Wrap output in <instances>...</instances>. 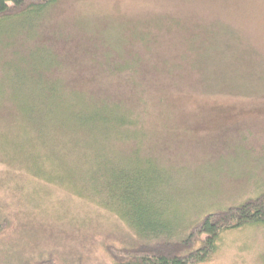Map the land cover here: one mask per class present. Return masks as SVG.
Instances as JSON below:
<instances>
[{
    "label": "rangeland",
    "instance_id": "rangeland-1",
    "mask_svg": "<svg viewBox=\"0 0 264 264\" xmlns=\"http://www.w3.org/2000/svg\"><path fill=\"white\" fill-rule=\"evenodd\" d=\"M150 12L181 16L194 30L162 35L140 94L101 71L93 88L135 105L143 95L134 107L147 112L139 139H101L105 154L96 159L105 166L91 173L89 157L74 156L72 124L45 120L49 146L63 158L42 153L45 167L35 170L23 157L16 165L8 148L0 154V264H113L107 247L130 245L134 233L77 193L94 178L121 187L125 177L134 180L157 212L185 228L264 193V0H59L38 38L24 22L0 26V129L36 128L20 111L53 106L49 84L64 91L62 106L84 104L89 79L71 64L83 58L79 46L88 47L93 33L104 36L108 24L115 34L120 21ZM189 33H198V69ZM81 63L79 71L98 74ZM199 264H264V224L224 231L217 252Z\"/></svg>",
    "mask_w": 264,
    "mask_h": 264
},
{
    "label": "trees",
    "instance_id": "trees-1",
    "mask_svg": "<svg viewBox=\"0 0 264 264\" xmlns=\"http://www.w3.org/2000/svg\"><path fill=\"white\" fill-rule=\"evenodd\" d=\"M58 1L0 0V26L10 27L24 22L34 30V37L38 38L41 24L46 23L48 13ZM119 23L120 25L116 24L119 27L114 30L115 34L111 33V28H115V24L112 23L103 30L104 36L102 34L97 36L93 33L88 47L87 43L83 47L79 46L80 51L83 49V58H81V52V56L71 63L72 65L78 64L74 68L75 74L84 76L81 77L83 79H89L86 81L87 87H85V83L81 87L89 91L85 103L75 102L70 107L62 106L64 101L61 98L64 91L49 84L48 94L51 93L55 99H51L50 95L48 100H53L54 105L44 107L43 112L36 111L32 107H26L20 111L27 124L37 126L34 129L29 131L26 128L18 130L16 127L4 131L0 129V154L4 152V148H8L10 160L13 162L17 160L16 165L22 163L23 157L33 164L35 170H42L45 167L41 164L42 153H56L57 155L52 156L53 158L58 156L63 158L58 154L64 150H56L49 146L50 139H48L46 131L49 126L43 124L45 120H51L56 124H72V142L75 144L74 156L84 153L86 157H89L88 171L91 173L102 170L105 166V163L96 159L98 155L105 154L101 139L117 143L130 138L132 140L139 139L142 135L140 128L147 118L145 116L147 112L144 110L139 113L134 107L144 105L143 95L139 98L138 103L135 102L136 105L122 94H119L118 97L95 95L93 88L95 84L99 83V71L104 72L109 79L120 80L128 88L138 91L140 94L145 90L148 74L152 70L148 67V60L161 47L162 35L171 37L173 33L193 32L194 29L191 31L189 25H192V22L181 16H157L151 12L144 17H138L135 23L132 20H122ZM13 29L18 32L23 29V26ZM107 30H110L109 37L105 35ZM189 34V37L185 39L187 53L192 52V55H195L192 68L198 69V33ZM56 36L61 37L59 31L56 32ZM75 36H78V31L75 32ZM52 52L60 56L58 53ZM46 58H42V61L48 63ZM81 61H89V67L92 71H97L98 74L88 76V73L79 71L82 69L78 67L82 64ZM49 65L51 68L53 64ZM165 67L166 61H163L162 68ZM75 69L79 73H76ZM74 90L76 91V88ZM73 94V98L79 96L76 92ZM8 163L12 164L9 161ZM110 165L112 166V164ZM138 172L143 173V171ZM146 172L148 171H145V174ZM125 178L127 180L124 181L122 187L118 180L116 183L107 184L100 177L94 178L85 186L87 190L80 191L79 189V192L77 191L80 196H85L116 216L134 233L135 241L132 240L130 245L121 248L107 247L113 264L204 263L217 252L220 236L224 231L250 224H264V193L226 210L221 209L216 213L207 214L202 221L188 229L176 225L163 216L164 214L157 212L146 201L142 189L137 185L134 186L135 184L132 182L134 180ZM132 186L135 191L132 190ZM202 236L206 238L202 239ZM39 264L56 263L46 261Z\"/></svg>",
    "mask_w": 264,
    "mask_h": 264
}]
</instances>
